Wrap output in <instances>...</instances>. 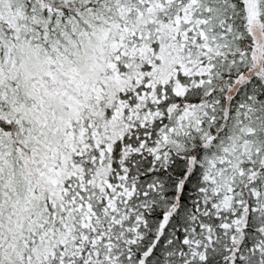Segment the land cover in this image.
Instances as JSON below:
<instances>
[{
    "label": "snow or ice",
    "instance_id": "obj_1",
    "mask_svg": "<svg viewBox=\"0 0 264 264\" xmlns=\"http://www.w3.org/2000/svg\"><path fill=\"white\" fill-rule=\"evenodd\" d=\"M0 264H264V0H0Z\"/></svg>",
    "mask_w": 264,
    "mask_h": 264
}]
</instances>
